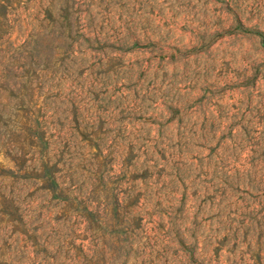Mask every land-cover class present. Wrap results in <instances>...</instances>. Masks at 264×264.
<instances>
[{"label": "rangeland", "instance_id": "1", "mask_svg": "<svg viewBox=\"0 0 264 264\" xmlns=\"http://www.w3.org/2000/svg\"><path fill=\"white\" fill-rule=\"evenodd\" d=\"M0 264H264V0H0Z\"/></svg>", "mask_w": 264, "mask_h": 264}]
</instances>
